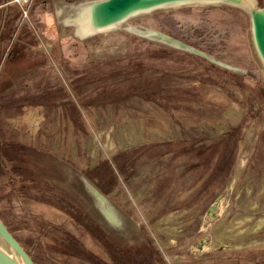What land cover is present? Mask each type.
Segmentation results:
<instances>
[{"label":"rangeland","instance_id":"obj_1","mask_svg":"<svg viewBox=\"0 0 264 264\" xmlns=\"http://www.w3.org/2000/svg\"><path fill=\"white\" fill-rule=\"evenodd\" d=\"M76 2L33 0L25 18L0 0V219L35 264L138 250L163 264H264V69L249 16L190 4L82 39L56 12Z\"/></svg>","mask_w":264,"mask_h":264},{"label":"water","instance_id":"obj_2","mask_svg":"<svg viewBox=\"0 0 264 264\" xmlns=\"http://www.w3.org/2000/svg\"><path fill=\"white\" fill-rule=\"evenodd\" d=\"M203 3L226 4L244 11L249 16L253 45L264 69V7L259 6L257 0H89L69 5H80L82 8L75 21L71 22L78 33L81 28L79 20L83 18L86 21L85 24L88 26V30L104 32L119 28L137 15L147 14L163 8ZM131 31L142 37L169 43L207 57L200 51L163 33L152 30L142 32L136 28L131 29ZM220 64L234 69L226 64ZM0 242V264H35L29 253L1 219Z\"/></svg>","mask_w":264,"mask_h":264},{"label":"bare ground","instance_id":"obj_3","mask_svg":"<svg viewBox=\"0 0 264 264\" xmlns=\"http://www.w3.org/2000/svg\"><path fill=\"white\" fill-rule=\"evenodd\" d=\"M82 8L80 5H65L57 3L56 4V12L58 17H62L63 22H65L66 24L71 25V22L75 21V19L78 17L77 15L81 12ZM60 21V20H59ZM80 31L78 30V37L79 38H87V37H92L93 35H98L101 33H106L108 31H104V32H93L88 30V26L85 24L86 21L85 19H80ZM75 29V28H74ZM130 29H134V28H130ZM128 29V30H130ZM149 31V30H147ZM155 31V30H153ZM81 179L85 185V187L88 189V191L95 197L101 212L103 213V215L105 216V218L115 227H122L123 226V221L119 220L117 218V216L115 215L109 200L102 194L99 192V190L97 188H95L85 177L81 176ZM114 206V205H113ZM263 220V219H262ZM1 243V242H0ZM3 245V244H2Z\"/></svg>","mask_w":264,"mask_h":264},{"label":"trees","instance_id":"obj_4","mask_svg":"<svg viewBox=\"0 0 264 264\" xmlns=\"http://www.w3.org/2000/svg\"><path fill=\"white\" fill-rule=\"evenodd\" d=\"M141 251L142 250H140V251L138 250L139 255H136V260L134 259V257L131 258L129 256V252L126 253L127 255L125 257V251H122L121 256H122L123 260L120 261L119 259H116L115 263L116 264H163L162 261L158 257H156V254L153 250L151 251V255H150L149 260H147V259L144 260V258L142 257L143 255H142ZM137 257H139V258H137Z\"/></svg>","mask_w":264,"mask_h":264},{"label":"built area","instance_id":"obj_5","mask_svg":"<svg viewBox=\"0 0 264 264\" xmlns=\"http://www.w3.org/2000/svg\"><path fill=\"white\" fill-rule=\"evenodd\" d=\"M33 0H14L15 3H17L23 11V15L25 18H28L29 16V10L28 7L31 5ZM73 1H89V0H73Z\"/></svg>","mask_w":264,"mask_h":264}]
</instances>
